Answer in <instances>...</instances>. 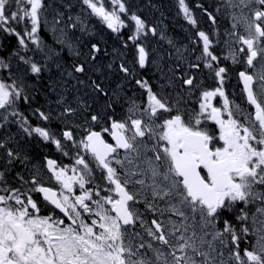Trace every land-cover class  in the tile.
Returning <instances> with one entry per match:
<instances>
[{
    "label": "snow or ice",
    "instance_id": "snow-or-ice-1",
    "mask_svg": "<svg viewBox=\"0 0 264 264\" xmlns=\"http://www.w3.org/2000/svg\"><path fill=\"white\" fill-rule=\"evenodd\" d=\"M83 4L115 33L127 27L126 18L134 22L128 39L135 46L141 68L149 63L142 37L166 38L132 12L125 0H109V6L105 0H83ZM178 6L184 18L196 26V16L186 0H178ZM48 7L45 0H0V32L8 34L0 39V49L7 53L0 55V73L6 72L0 74V119L4 121L0 128L9 123V117H19L27 135L36 133L51 141L64 156L73 148L77 151L74 164L63 165L45 157L43 166L31 164L25 178L13 169L17 161L28 168L30 157L10 145L11 137L0 143V264H264V70L256 74L247 70L256 67L254 62L264 61V0H240L239 5H233L241 13L233 14L232 30L224 41V59L246 68L238 72V78L253 111L246 112L229 100L224 90L229 68L221 66L213 39L197 30L202 48L189 68L200 69L203 62L218 84L200 91L198 108L182 109L179 99L172 102L144 78L136 79L135 84L146 91V104L130 100L127 114L119 119L114 110L112 115L106 109L94 111L80 97L73 106L60 94L56 103L62 111L56 119L64 128L59 137L46 127H25L27 118L17 107L18 101L33 99L27 90L29 72L40 75L49 62L62 67L58 48L81 55L68 26L58 27L62 13L51 22L53 43L41 38L42 22L48 23L44 16ZM206 14L215 22L212 13ZM70 27L75 30L77 24ZM9 36L17 41L15 50ZM216 40L218 43L219 33ZM124 46H128L126 41ZM101 51L99 43H92L90 59L96 60L95 53ZM37 56L43 60L38 61ZM119 70L134 75L124 63ZM85 71L83 62L73 66L74 73ZM179 79L191 94L196 77L189 74ZM92 90L97 96H108L100 82L93 81ZM218 96L223 98L220 107L212 103ZM34 114L44 122L52 119L40 109ZM74 117L83 123H73ZM78 129L83 130L79 138L75 134ZM87 155L101 170V183L95 182ZM139 160L143 166L136 163L133 167ZM140 203L156 218L145 220L135 207ZM42 209L47 214H42ZM137 223L151 238L149 242L136 245L130 238L139 235L127 232ZM250 235L254 243L248 241ZM152 241L160 247H154ZM246 241L250 246L242 248Z\"/></svg>",
    "mask_w": 264,
    "mask_h": 264
},
{
    "label": "flooded vegetation",
    "instance_id": "flooded-vegetation-1",
    "mask_svg": "<svg viewBox=\"0 0 264 264\" xmlns=\"http://www.w3.org/2000/svg\"><path fill=\"white\" fill-rule=\"evenodd\" d=\"M67 1L71 5L70 11L74 13V16H80L79 11L81 4L79 3V0H67ZM186 2L193 10L198 24L196 26H193L184 18L183 14L179 10L178 0H177V7H178L177 13L179 14V17H177V24L175 30L177 34L170 33L168 35L167 34L165 35L166 38L168 37L177 38V50L172 52L168 57L169 62H172L174 65L169 66L165 61L166 64L165 66H160L159 64L158 66L149 65L145 68L130 67L131 71L134 73L133 76H126L124 73H122L119 70L118 67H116L115 68L116 74L114 80L111 79L110 83L113 86H120L122 93L121 95L122 101H124L125 98V99H129V101L135 100L136 103L138 104L142 102L146 104V99H147L146 91L135 84L136 79L144 78L149 81L154 91L159 92L165 97H166V92H162L163 88H165L166 91L172 90L174 92V95L173 97H170V100L175 103V101L179 99L180 100L179 106L182 109L198 108V97L200 91L205 89H211L213 87L218 86L217 81L208 74L207 69L203 68V62H201L200 69L189 68V63L197 62V57L200 55L201 52L202 41H200L197 38V30H200L206 32L213 39V51L215 52V54L221 56V66H225L229 68L228 77L224 84V90L228 94L229 100L232 102L233 105L239 104L241 108H243L246 112L253 111V109L246 102L245 93L243 92V82L238 78V72L246 70L245 66L243 64L234 65L232 64L230 59L228 60L224 59V57L227 56V51H226L227 46L225 45L224 41L227 39V33L232 30V26L230 25V14H229L230 0H186ZM233 5H239V3ZM235 8H237L238 11H241L239 7H235ZM213 9L219 10V12H214ZM244 11L245 13L247 12L246 10ZM207 12L212 13V16L215 17V22H213L212 19L208 17V15L206 14ZM240 31L241 32L243 31L242 26L240 27ZM217 33H219L218 43L216 40ZM78 34L80 36L79 31ZM131 35L132 34L125 36L127 42L130 41L128 37ZM0 37L2 38V36ZM150 38L151 37L148 35L147 37H142L141 41H147ZM159 38L160 37L158 35L155 36L156 40H158ZM155 42H160V41H155ZM254 63L256 64V67L253 69H247L249 72L256 74L259 71L264 70V61H259ZM152 71H159V73L156 75ZM117 74H119L118 77ZM189 74L196 77V80L194 81L195 86L191 88V94H189V86L182 85V81L179 79V77ZM155 78H158L160 80L159 85L155 84L154 82ZM55 81L58 82L59 79H55L54 73L49 74V77H45L44 88L47 90V92L51 93ZM125 82L126 85L124 86ZM35 85H36L35 88H37V84H32L31 86H35ZM31 94L33 96V99L30 101V108L26 110L22 109V111L24 110L22 113L27 118V121L31 123L32 126L33 121L37 123L38 120L37 117H39V115L34 114L36 109H38L37 94H36V99L34 97V94L33 93ZM125 94L131 95V97L126 96ZM51 95L55 97L56 101L59 99L60 96V95L56 96L52 93ZM83 101L86 100L84 99ZM212 103L215 106L220 107L223 103V98L218 96L213 99ZM97 107L98 108L96 109V111L104 109L100 105H97ZM31 108H33L34 110L32 114L30 111ZM2 115H3V110H0V116ZM18 119L19 117H15V118L9 117V120L12 122L9 126L8 131L5 129L6 126L2 127V131H0V143H2L6 138L11 137L9 141L10 145L13 146L14 148H18L19 150H21L23 153L27 154L30 157V163L28 168H25L23 164L17 161L15 163L13 173L19 171L25 175V178H27L28 173L31 169V164H37L43 166L45 157L55 159L63 165L70 166L74 164L75 153L77 149L73 148L71 151H69L68 156H64L51 141H45L44 146L41 147L37 146L39 145L36 139L37 135L35 134L34 136L36 138H34L33 135L29 136L25 134V132L22 131V128H20L17 123ZM0 120L3 121L2 119ZM76 120L77 123L78 122L83 123V121L79 117H77ZM212 124L213 122H209L210 126ZM51 128H52L51 131L56 133L57 136L59 137L60 132L64 128V123H62L61 120L53 121ZM96 130H99V127H97ZM78 132L80 133V135L83 134V130H79ZM105 138L108 139L110 143H113V141L107 135L105 136ZM123 155L124 152L123 150H121L120 156L123 157ZM0 157H3L2 151H0ZM85 158L89 160L90 164L93 165V169L95 173V182L101 183V179H100L102 175L101 170L99 168L94 167V162H92L90 155H87ZM2 163L3 160L0 159V164ZM136 163H139L141 164V166H143L142 160L135 161L133 167H135ZM44 179L46 182H48L47 176H45ZM49 183H54V182H49ZM90 186L91 185H89V187ZM132 190H136V189H132ZM77 194H79L78 188H77ZM138 199L141 198L138 197ZM135 207L141 213H145V208L143 203H140ZM42 214H47V213L45 210L42 209ZM57 215L59 216V218L64 219L63 214L59 213V210H57ZM67 222L68 221L65 220V223ZM139 231L140 230H137V232ZM132 237L133 236H131L130 238L132 239ZM249 237H251V235Z\"/></svg>",
    "mask_w": 264,
    "mask_h": 264
},
{
    "label": "bare ground",
    "instance_id": "bare-ground-1",
    "mask_svg": "<svg viewBox=\"0 0 264 264\" xmlns=\"http://www.w3.org/2000/svg\"><path fill=\"white\" fill-rule=\"evenodd\" d=\"M65 1H67V0H65ZM127 1H129L132 4L133 2H135L137 0H127ZM238 3H240V0H230V7H229L230 25L233 24V19H232L233 14H235L237 16L240 15L241 11H238L237 8L233 7V4H238ZM169 7L174 12L173 13V19L167 17V13L170 11ZM177 8L178 7L175 4L174 0H145L144 4L134 8L133 12H135L136 14H138L142 18H144L148 22L149 25L155 26L157 28L158 32H162L163 28L166 29L169 27L172 29L174 28V30H176L177 17H179V14L177 13ZM80 9H82V15L84 17L80 21H82L83 24L88 26V27H94L96 25V20L93 17H91L90 15H89V17L86 18L85 17V9L82 6H80ZM213 11L219 12V10H216V9H213ZM165 17H166L167 22L164 20ZM86 22H88V24ZM100 32H101L100 42L103 45L115 44L118 46V49H117L118 51L117 52L115 51V54L113 56H111V57H97L96 58V61H99V64L103 67V68H99L100 70H103V72H101V73L98 71H94L95 68L92 69L91 61H87L86 55H84L87 46L91 45L92 43H95V41H89L86 44V42L83 41V37H82L81 33L79 36L78 32H76V34L74 35V38H75V41L80 40L79 44H80V49H82L83 55H80L79 57L70 56V55L66 54L64 48L62 50L59 48L57 49L58 51H60V53H63L64 55H66L69 60H77V61L70 62L72 66H74L75 64H77L79 62L85 63V65H86V71H85L86 76H85V78L91 84L93 81L101 83V80L104 78H109V79L114 80V77L116 74L115 68L116 67L119 68V65L121 63H124L125 65L127 62L131 63V59L134 55V50L131 46H129L128 44H127L128 45L127 47L124 46V42L126 41V39H125L126 35L114 37V36H111L108 33H106L103 29ZM148 42L151 44L150 40H148ZM167 43H168V41L165 42L164 44H161V42H157L160 49H164V47H168L171 50H173L175 44L177 45V42H173L174 46L173 45L172 46L166 45ZM123 53H124V56H123ZM94 63L95 62H93V64ZM109 65H111V67H109ZM118 75L119 74H117V77H118ZM158 81H160L158 78L154 79L155 84ZM104 87H105V90L108 92V96L104 97L103 94H101L102 96L96 95L95 100L91 101V102L95 105L98 101L99 105H102L103 108H106V106L108 104H110L111 107L108 109H111V110H114V112L122 113V114L126 115L127 114V108L129 107V99L124 98V101L121 100L122 93H121L120 86L119 87L118 86H104ZM90 90H91L90 88L86 89L84 94ZM168 91L170 92L171 90H168ZM125 95L131 97V95H127V94H125ZM99 97H101V98H99ZM127 101H128V103H127ZM37 146L41 147L40 144ZM253 239H254V237H252V236L248 237V241L253 242ZM249 246L250 245L247 241L241 243L242 248L249 247Z\"/></svg>",
    "mask_w": 264,
    "mask_h": 264
},
{
    "label": "rangeland",
    "instance_id": "rangeland-1",
    "mask_svg": "<svg viewBox=\"0 0 264 264\" xmlns=\"http://www.w3.org/2000/svg\"><path fill=\"white\" fill-rule=\"evenodd\" d=\"M63 1V3H64V5H65V7L68 9V10H71V5L69 4V2L68 1H65V0H62ZM105 1H107V5L106 6H108L109 5V0H105ZM171 3V2H170ZM87 10V11H86ZM85 10V17L87 18V17H89V14H88V12H89V8L87 7V9ZM169 12L167 13V17H169V18H172L173 19V11L170 9V7H169ZM79 13H80V16H75L76 18L77 17H80V20H82L84 17H83V15H82V9H80V11H79ZM44 16L46 17V19H47V15H46V12L44 13ZM164 20L166 21V17L164 18ZM167 22V21H166ZM87 24H88V22H86ZM162 32L164 33V35H168V34H173V33H175V34H177V32L174 30V28L172 29V28H163L162 29ZM87 38H88V35H87ZM151 41V46H152V49H153V53H154V56H155V61L156 62H159V64H160V66H165L166 64H165V61H166V63L169 65V66H173L174 64L172 63V62H169V60H168V57H169V55L172 53V52H174V51H176L177 50V45L175 44V46H174V43H172V44H169V43H167L166 45H169V46H174V49L173 50H171L170 48H168V47H164V49H160L159 48V45L157 44V42H155V41H153V40H150ZM171 41L172 42H177V38H173V39H171ZM77 42L79 43L80 42V40H77ZM87 44V43H86ZM88 48V47H87ZM81 50V55H83V53H82V49H80ZM118 50H116V52H117ZM85 55V54H84ZM123 56H124V53H123ZM43 59V58H42ZM86 59H87V61H91V63H92V69H94V71H98V72H103V70H100L99 68H103L100 64H99V61H96V60H91L90 59V57L89 56H87L86 55ZM82 60V59H81ZM70 62H73V61H77V60H69ZM93 62H95L94 64H93ZM161 62V63H160ZM16 64H17V61H16ZM156 75L159 73V71H153ZM160 81H158L157 83H156V85H159L160 83H159ZM159 83V84H158ZM91 89L90 91H87L85 94H87L88 96H89V98H90V101H94L95 100V98H96V94L93 92V90H92V84L90 85V87H88L87 89ZM53 89H55V92H56V94L58 93V91H56V87H54ZM165 88H163V91L162 92H166V98H168L169 100H170V97H173V95H174V92L171 90L170 92L167 90L166 91V89L164 90ZM84 94V93H83ZM100 96H102V95H100ZM99 98H101V97H99ZM55 100V99H54ZM54 100H52V104L53 103H55V101ZM95 105H99V103H98V101H97V103L95 104ZM100 106H102V105H100ZM52 110H53V106L51 105V106H46L45 107V111H50L51 113H52ZM46 113H48V112H46ZM74 119H76V117H74L73 118V122L75 121ZM40 127H46L47 128V125L46 124H43V125H41ZM37 136L38 137H40L38 134H37ZM42 138V137H41ZM39 144L42 146V144L44 143V140H43V138L42 139H40L39 138ZM255 242V239H253V242L252 243H254ZM224 258L225 259H227V252H225V256H224Z\"/></svg>",
    "mask_w": 264,
    "mask_h": 264
},
{
    "label": "trees",
    "instance_id": "trees-1",
    "mask_svg": "<svg viewBox=\"0 0 264 264\" xmlns=\"http://www.w3.org/2000/svg\"><path fill=\"white\" fill-rule=\"evenodd\" d=\"M173 219H175V217H173ZM225 259V258H224Z\"/></svg>",
    "mask_w": 264,
    "mask_h": 264
}]
</instances>
